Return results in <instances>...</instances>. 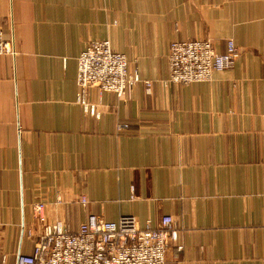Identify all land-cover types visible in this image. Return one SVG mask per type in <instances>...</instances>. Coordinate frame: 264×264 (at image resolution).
<instances>
[{"label":"crops","instance_id":"crops-1","mask_svg":"<svg viewBox=\"0 0 264 264\" xmlns=\"http://www.w3.org/2000/svg\"><path fill=\"white\" fill-rule=\"evenodd\" d=\"M0 29L16 51L0 55L6 264L33 253L38 202L70 232L91 213L142 227L171 215L166 264H264V0H0ZM230 38L233 68L169 82L172 42L223 53ZM106 39L142 81L123 98L92 88L96 118L77 101L78 58Z\"/></svg>","mask_w":264,"mask_h":264},{"label":"built area","instance_id":"built-area-1","mask_svg":"<svg viewBox=\"0 0 264 264\" xmlns=\"http://www.w3.org/2000/svg\"><path fill=\"white\" fill-rule=\"evenodd\" d=\"M5 54L15 56V45L0 29V55ZM239 54L232 38L223 53L217 52L210 40L174 41L169 54V82L186 85L208 81L214 72L233 68ZM140 81L139 73L130 71L126 55L113 50L108 39L86 44L79 55L77 101L85 115H102L100 100L90 98L92 88L99 94L113 92L123 98ZM145 85L149 90L151 82L145 81ZM118 129L123 130V125ZM81 203L86 205L87 198L82 197ZM44 210V203L34 205L35 218L43 229L37 235L33 229L28 231V237L37 239L34 251L30 255L18 253L16 264H166L168 249L178 242L171 215L162 216L157 225L149 220L142 227L134 216L111 221L91 213L77 232H70L60 222L48 223ZM6 261V256L0 255V264Z\"/></svg>","mask_w":264,"mask_h":264}]
</instances>
